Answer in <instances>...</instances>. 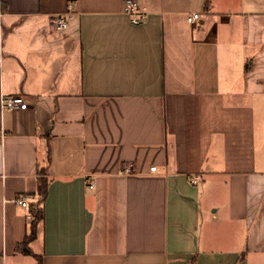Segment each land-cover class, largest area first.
Segmentation results:
<instances>
[{
    "label": "crops",
    "instance_id": "1",
    "mask_svg": "<svg viewBox=\"0 0 264 264\" xmlns=\"http://www.w3.org/2000/svg\"><path fill=\"white\" fill-rule=\"evenodd\" d=\"M124 1L0 0V264H264V0Z\"/></svg>",
    "mask_w": 264,
    "mask_h": 264
},
{
    "label": "trees",
    "instance_id": "2",
    "mask_svg": "<svg viewBox=\"0 0 264 264\" xmlns=\"http://www.w3.org/2000/svg\"><path fill=\"white\" fill-rule=\"evenodd\" d=\"M205 10L208 8L207 5L204 7ZM48 137V135H46ZM45 169H40L37 172L36 176V190L34 195L36 200L34 204L30 206L29 209V228L28 233L24 236L23 240L18 243L15 247V253L28 256L35 260L36 264H41V256L35 255L29 249V243L35 239L37 236V229L40 223L44 220V203L47 197L48 192V179L46 178Z\"/></svg>",
    "mask_w": 264,
    "mask_h": 264
},
{
    "label": "built area",
    "instance_id": "3",
    "mask_svg": "<svg viewBox=\"0 0 264 264\" xmlns=\"http://www.w3.org/2000/svg\"><path fill=\"white\" fill-rule=\"evenodd\" d=\"M124 12L129 16L130 22L133 25H138L142 22L145 14L141 11H139L137 5L133 0H125L124 1ZM199 19L198 14H190L187 16V23L189 25H193L197 20ZM55 29L60 31L66 29V23L63 18H58L55 21ZM0 108L1 110H28V109H36V105L31 104V102H28L24 100L21 97L18 96H10V97H2L0 99ZM151 172L155 171V168H150ZM129 169H126L124 173H129ZM89 189L93 188L92 184L88 185ZM17 204L21 207H27V203L24 199L17 198L16 200Z\"/></svg>",
    "mask_w": 264,
    "mask_h": 264
},
{
    "label": "rangeland",
    "instance_id": "4",
    "mask_svg": "<svg viewBox=\"0 0 264 264\" xmlns=\"http://www.w3.org/2000/svg\"><path fill=\"white\" fill-rule=\"evenodd\" d=\"M27 262H29V264H32V263H33V261H29V260H28ZM31 262H32V263H31ZM26 264H27V263H26ZM33 264H34V263H33Z\"/></svg>",
    "mask_w": 264,
    "mask_h": 264
}]
</instances>
